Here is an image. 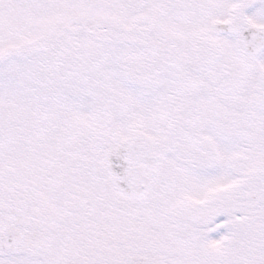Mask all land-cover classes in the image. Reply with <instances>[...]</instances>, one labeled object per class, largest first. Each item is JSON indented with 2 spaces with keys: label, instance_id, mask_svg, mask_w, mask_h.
Returning <instances> with one entry per match:
<instances>
[{
  "label": "snow or ice",
  "instance_id": "obj_1",
  "mask_svg": "<svg viewBox=\"0 0 264 264\" xmlns=\"http://www.w3.org/2000/svg\"><path fill=\"white\" fill-rule=\"evenodd\" d=\"M0 264H264V0H0Z\"/></svg>",
  "mask_w": 264,
  "mask_h": 264
}]
</instances>
